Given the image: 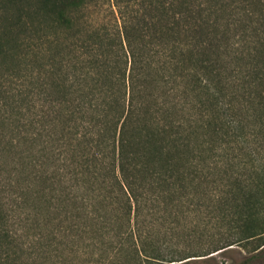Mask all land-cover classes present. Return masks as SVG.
<instances>
[{
  "label": "trees",
  "instance_id": "1",
  "mask_svg": "<svg viewBox=\"0 0 264 264\" xmlns=\"http://www.w3.org/2000/svg\"><path fill=\"white\" fill-rule=\"evenodd\" d=\"M192 209L264 233V0H0V264L195 256Z\"/></svg>",
  "mask_w": 264,
  "mask_h": 264
},
{
  "label": "rangeland",
  "instance_id": "2",
  "mask_svg": "<svg viewBox=\"0 0 264 264\" xmlns=\"http://www.w3.org/2000/svg\"><path fill=\"white\" fill-rule=\"evenodd\" d=\"M185 213H176L171 230L168 229L167 223L161 225L162 227L159 225L157 235L161 247L173 251L174 259L185 255H196L166 264H264V244L258 247L264 242V233L259 237L235 241L206 255H197L207 252L206 247L209 244L231 236L236 228L227 222L229 220L227 217L205 219L204 212L193 209ZM259 215L264 218L263 209L260 210ZM117 247L116 244H111L102 246L101 250H98L91 246L78 247V249L65 246L59 249V260L61 264H133L132 260L126 257L127 254L117 255L116 259L115 255L112 256ZM54 260V256L50 254L47 264H53Z\"/></svg>",
  "mask_w": 264,
  "mask_h": 264
}]
</instances>
